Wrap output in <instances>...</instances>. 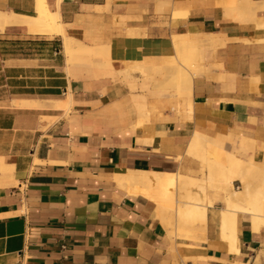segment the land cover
Segmentation results:
<instances>
[{
  "label": "crops",
  "instance_id": "0c3cea01",
  "mask_svg": "<svg viewBox=\"0 0 264 264\" xmlns=\"http://www.w3.org/2000/svg\"><path fill=\"white\" fill-rule=\"evenodd\" d=\"M36 1L0 0V13L31 16ZM44 1L68 35L110 45L117 70L177 63L173 34L213 33L220 42L203 51L190 109L187 97L151 93L161 77L147 89L133 70L132 89L121 73L68 64L61 34L0 27V264H264V223L238 210L225 226V189L206 186L205 195L191 185L205 215L179 221L178 183L162 196L115 177L207 180L208 166L192 153L198 132L260 164L237 171L228 190L264 201V0L243 14L241 0ZM179 227L184 238L172 235Z\"/></svg>",
  "mask_w": 264,
  "mask_h": 264
},
{
  "label": "bare ground",
  "instance_id": "6f19581e",
  "mask_svg": "<svg viewBox=\"0 0 264 264\" xmlns=\"http://www.w3.org/2000/svg\"><path fill=\"white\" fill-rule=\"evenodd\" d=\"M242 1L244 2V4H242V6L240 7V9L242 11L241 14H243L245 12L249 13L250 9L255 11V3L252 0H242ZM59 2H60V0L57 1L58 4H60ZM167 3L168 2H166V3L163 2L162 4H160V6H158V5L157 6H158V8L163 9L164 6L169 4V3L168 4ZM161 5L163 8L161 7ZM260 6H262V5H260ZM238 12H240V10H238ZM251 13H252V11H251ZM254 15H255V13H254ZM248 16H249V14H248ZM10 22L23 23L27 26L28 31L33 32V33H46V34L58 33V34H61L63 36V39H64L65 51L68 53H71V49L73 48L74 43H76V41H77V39L75 37L70 36L66 33L65 24L63 23V21L61 19L60 12L58 10L54 11V10L50 9L44 0H37L36 1L35 14L31 15V16L20 15V14H15V13H9L8 14L6 12L5 13L1 12L0 13V27L3 28L6 23H10ZM202 33H203V31H202ZM193 35L195 38H198V40H199L195 43H198V42L201 43L200 41H202V42L206 43V46H208L207 44L218 45V43L220 42V41L218 42V37H217L218 34L216 35L213 33L190 34L188 32V33H183V34H175V35L173 34V37H183V38L185 37V39L188 40V38H186V37H188V36L193 37ZM192 37H190V39ZM172 41H173V38H172ZM104 46H106L107 48H110V46L107 44L96 43L94 46L93 45L91 46V45L85 44L84 42L79 40V47H80L81 51H83V52H92L96 49H99L100 47L104 48ZM192 59H194V58H192ZM179 61H180V63H178V62L176 63L173 60V63L175 65L176 70L178 71L179 77H180V78L178 77V83H177V88H176V91H178V93H176V94H178V95L175 94V97L176 96L178 98L179 97L180 98L181 97H187V101H188L187 104L189 105V106L188 105L187 106L190 107V109H191L190 96L192 94L191 92H192V86H193L192 85L193 84V74L197 71L202 70L203 64L199 63V62H201L200 57H199V62L197 61L198 66H196V67H195V64L192 65L193 60H192V63L190 64V66L192 65L191 67L189 66V62L185 61V59H184L185 63H181L183 60L181 61L179 59ZM89 64H92V63H89ZM101 64L106 65L103 62ZM136 97H139L140 100L142 99L143 101H144V99H146V97H144L142 95L138 96L136 94ZM173 97L174 96H172V98ZM144 105H143V107H144ZM196 106H199V105H196ZM193 107H194V105H193ZM194 109H193V111H194ZM201 137L202 136L200 133H198V132L195 133V136L193 137L194 139H193L192 144H191L194 149L198 148V146L200 144V138ZM213 148H214L213 150L215 151V153L218 152V154H217V155H219L218 159H220V162H221V163L218 162L219 165L220 166L224 165V167L226 168V171L224 170L225 168H223L224 172L222 174H223V178L226 181V183L228 181V183H227L228 187L231 186L233 178L238 177L237 175L241 173V171H242V170L240 171L241 168H243V170H244V168H247L250 170V172H253V171H255V168H253V167L258 166V164H259V163L256 164V162H254L252 159L245 160V159L239 157L236 153L226 150L223 146V143L219 140L214 141V147ZM221 168H222V166H221ZM250 168H252L253 170ZM256 168H258V167H256ZM237 171L238 172L240 171V173L237 174ZM246 172L250 173L249 171H246ZM245 175H247V174H245ZM239 176L241 177V175H239ZM115 177H117L116 179L120 185L127 186L131 190H138L140 188L141 189L142 188H144V189L160 188L162 191L164 190L166 193L168 191L167 195H169V191L172 188V185L174 183L181 182L182 185H185L187 187L190 186L191 184L197 183L196 177L188 176L185 174H178L176 177L170 176V175H163L162 176V173L158 174V173L147 172V171H129L128 173L126 172V173L118 174ZM198 180H200V179H198ZM246 184L248 185V183H246ZM247 185L246 186L244 185L245 188H247ZM244 190H247V189H244ZM247 191H249V190H247ZM135 192H138V191H135ZM244 192H246V191H244ZM244 192H240V191H236V190H227V196H226L227 197V199H226L227 208L223 212V219L225 222V226L228 223V221L235 218L236 212H238V210H245V211H248L249 213L252 212L253 219H254L256 224L257 223H262V224L264 223V202H263V200H261L262 198L260 197L261 199L259 198L260 199L259 200V199H257L258 197H254V199L252 200L251 196L249 195L250 191H249V193L246 192V194ZM196 209H197V211H199V214L201 215V217L203 219L204 215H205V210H206V204L205 203H191L188 201H184L183 203H179L178 210H177L178 213L176 212V214L179 217L178 218L179 221H181V217H182L183 213H190L191 211H195ZM241 216H242V214H241ZM236 217H237V215H236ZM182 226H183V224L181 225V227ZM175 230L176 229H174L172 231L173 236H178V237L181 236V238H184V236L182 234L183 232H185V231H182L184 229H181L179 227L178 232H176ZM230 239H231V237H230Z\"/></svg>",
  "mask_w": 264,
  "mask_h": 264
},
{
  "label": "rangeland",
  "instance_id": "374dc122",
  "mask_svg": "<svg viewBox=\"0 0 264 264\" xmlns=\"http://www.w3.org/2000/svg\"><path fill=\"white\" fill-rule=\"evenodd\" d=\"M242 4H244V2L241 0L240 1V7L242 6ZM190 37L192 36H188L185 39V37H173V44L175 45L176 48V52H177V58H178V63H180L179 59L182 61L181 63H185V61L189 62V66L192 63L193 60V64H195V67L198 66V62H199V57L201 62H203V51L206 48H215V45H210L207 44L208 46H206V43L200 41L201 43H195L198 40V38H195L194 35L193 37L190 39ZM77 39V38H76ZM185 39V40H184ZM190 39V40H189ZM83 42V41H82ZM205 44V45H204ZM95 44H93L94 46ZM92 46V45H91ZM110 46V45H109ZM66 52V51H65ZM192 52V53H191ZM69 56H70V60L67 59L68 64L72 65V62L75 63H92V65L94 66L93 68L95 70L102 71L103 69H108L113 71L111 76H116V73H121L124 75L125 80H127L132 89L136 88V82L137 80L135 78H133V76L130 74L131 71L133 70H138L141 71V74L144 76V81L142 82V87L147 88L149 87V84L154 81L155 79H157L156 77H161L162 79V83L160 86L156 87V90L151 91V93H155L156 95H170L171 97H173V99L178 100L179 102L182 101L181 98L179 97H175V94L178 93V91H176L177 88V83H178V77H179V73L176 70V67L173 63V59H166L165 63L163 65H169L168 67H157L154 64H150V65H144L141 64L140 62H136L133 63V65H130L127 69L125 70H117L114 67V61L112 58V54L110 51V48H107L106 46L100 47L99 49H96L92 52H83L81 51L80 47H79V40L77 39L76 43H74L73 48L71 49V53L66 52ZM199 55H198V54ZM194 56V57H193ZM194 58V59H192ZM185 59V61H184ZM187 59V60H186ZM192 59V60H191ZM198 59V60H197ZM195 61V62H194ZM198 61V62H197ZM105 63L106 65H102L101 63ZM191 65V66H192ZM190 66V67H191ZM103 68V69H101ZM177 71V72H176ZM180 78V77H179ZM134 83V84H133ZM178 95V94H176ZM145 97V95H142ZM214 141L215 139H203L202 137L200 138V144L198 146V148H193L192 153L196 154V157L199 158V161H201L203 166H208L209 168V176L207 178V180L200 181L195 184H191V185H198L199 189L204 192V194L206 195V186L207 187H214V188H223L226 191L228 190V181L226 183V181L223 178V172L224 170L226 171V168L224 167V165H219L218 162H220L219 155L218 152L212 153L211 156L206 157L205 152L204 154L199 152L201 150V147H205L206 149L210 148V149H214ZM204 142V143H203ZM206 142V143H205ZM206 144V146H205ZM201 155H198V154ZM221 163V162H220ZM223 168H225L223 170ZM208 182V185L207 183ZM179 184V188H182L183 190H185V194L182 195V198L180 199L179 203H183L184 201L187 200V198L189 199L188 202L191 203H204L203 200L200 198L199 193H193L190 189V186H185L182 185L181 182H177ZM203 184V185H202ZM174 185H176V183H174L172 185V188L174 187ZM224 186V187H223ZM146 190H152V191H158L162 194V196L167 195V193L163 190H161L160 188H149ZM171 191V189H170ZM169 191V193H170ZM169 196V195H167ZM264 202V201H263ZM199 211H197V209L195 211H191L190 213H183L182 217H181V221L186 219H202L201 215L199 214ZM174 229H172L173 231Z\"/></svg>",
  "mask_w": 264,
  "mask_h": 264
}]
</instances>
